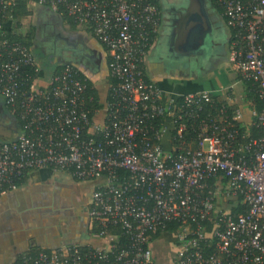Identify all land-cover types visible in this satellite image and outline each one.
<instances>
[{
	"label": "built area",
	"instance_id": "obj_1",
	"mask_svg": "<svg viewBox=\"0 0 264 264\" xmlns=\"http://www.w3.org/2000/svg\"><path fill=\"white\" fill-rule=\"evenodd\" d=\"M18 1L0 0V97L21 123L0 139V191L41 168L100 178L87 212L107 244L40 249L17 264H155L153 236L170 223L171 264H264V108L251 107L247 123L242 106L211 91L167 98L144 69L162 17L153 0H30L87 27L114 80L95 110L71 63L35 87L42 67L5 28ZM217 2L232 31L229 59L264 101V0Z\"/></svg>",
	"mask_w": 264,
	"mask_h": 264
},
{
	"label": "crops",
	"instance_id": "obj_2",
	"mask_svg": "<svg viewBox=\"0 0 264 264\" xmlns=\"http://www.w3.org/2000/svg\"><path fill=\"white\" fill-rule=\"evenodd\" d=\"M157 1L165 5L167 10L169 0ZM26 10L27 14L17 19L13 17L5 28L8 33L29 41L42 67L41 79L35 81L34 86L45 85L63 64L71 63L92 82L99 95V103L104 107L111 81L106 48L87 27L77 25L70 17L48 6L29 0ZM166 15L167 24L160 25L144 61L147 77L166 91L167 98L174 97L177 92L211 91L229 105L242 106L245 122L248 123L251 106L244 97L245 85L229 59L230 27V33L225 36L226 44L223 45L226 49L223 60L228 58L231 67L223 66L224 61H221L222 64H218L215 70L204 73V70L196 69V60L208 61L212 54L216 57L219 48L214 52L215 43L212 42L208 58L193 56L196 60L187 67L182 60L181 65L168 64L164 54L168 53L171 58L168 51L167 12ZM220 15L225 20L222 13ZM162 39L165 40L163 45L166 52H162L159 47ZM191 67L195 69L191 71ZM0 119L9 125L0 128V139L13 138L18 131V123L8 112L1 97ZM74 180L66 172L41 168L29 171L25 182L16 190L0 192V264H16L24 253L51 250L65 244H77L81 248L106 246L107 240L98 237L90 228L87 208L91 199L88 201L80 194L78 183L74 184L77 182Z\"/></svg>",
	"mask_w": 264,
	"mask_h": 264
},
{
	"label": "water",
	"instance_id": "obj_3",
	"mask_svg": "<svg viewBox=\"0 0 264 264\" xmlns=\"http://www.w3.org/2000/svg\"><path fill=\"white\" fill-rule=\"evenodd\" d=\"M168 51L172 59L187 56L208 58L213 25L206 0H175L167 3Z\"/></svg>",
	"mask_w": 264,
	"mask_h": 264
},
{
	"label": "rangeland",
	"instance_id": "obj_4",
	"mask_svg": "<svg viewBox=\"0 0 264 264\" xmlns=\"http://www.w3.org/2000/svg\"><path fill=\"white\" fill-rule=\"evenodd\" d=\"M169 1H175V0H169ZM206 8H207V11L209 13V16H210V19L213 25L212 42L215 43L214 52L218 50L219 48L218 50L219 52L217 53V56L219 58L216 59L217 56L213 57L214 54H212V56L207 59L208 61L196 60L193 56H187L181 59H172V58H169L168 53H164L168 64L176 66L178 63H180L181 65V62H183L185 67H187L189 66V63L191 61L196 60L197 61L196 66H198V68L196 67V69H202L204 70V73H209L215 70L216 67H218L217 66L218 64H222L221 61L222 62L224 61L223 58L226 54V49L223 46L226 44L225 36L228 35L230 31H229L228 25L226 24L224 18L220 15L218 9L213 7L210 4L209 0H206ZM167 32H169L168 28H167ZM164 42L165 40L162 39V42H160L159 44V47L161 46L160 48L162 49V52L163 51L166 52V50L164 49V45H163ZM222 65L225 67H228V66L231 67V64L228 58L226 59V61H224ZM193 69L195 68L191 67V71ZM102 182L103 180L98 178L96 180H91V181H77V182H74V184L78 183V190L80 194L89 201L92 197L93 190L96 188V186H98ZM173 235L174 234L172 235L163 234L159 236L158 239L156 238L152 241L153 248L155 250V264H171L172 263V259L174 256V249H175L174 244L178 243L177 238L173 237Z\"/></svg>",
	"mask_w": 264,
	"mask_h": 264
},
{
	"label": "trees",
	"instance_id": "obj_5",
	"mask_svg": "<svg viewBox=\"0 0 264 264\" xmlns=\"http://www.w3.org/2000/svg\"><path fill=\"white\" fill-rule=\"evenodd\" d=\"M27 1L29 0H19L18 3L16 5H14L13 7V17L14 18H20L22 15L24 14H27L28 11L26 10V3ZM155 1L157 4H158V1L157 0H153ZM210 1V4L215 7L216 9H218L219 13L221 14L222 13V9L221 7L219 6L217 0H209ZM159 5V4H158ZM226 19V18H225ZM232 32V31H231ZM11 35V34H10ZM14 37H16L17 39H20V40H23V42L27 43L28 45H30L29 41L26 40V39H23L22 37L18 36V35H13ZM229 42L231 44L232 42V38L230 36V39H229ZM31 46V45H30ZM42 73V72H41ZM114 80L111 78V81L110 83H113ZM244 85H245V93H244V97H245V100L246 102H248V104L253 107V108H256L257 111H260L264 108V101L261 100L258 95L255 93V91L251 88L250 86V82H244ZM86 93L88 96H92V100L89 101V107L93 110L95 109H98L101 107V105L99 104V95L97 93V90L93 87V84L92 82H90L89 80L87 81V88H86ZM218 100L220 101H223L221 100L220 98L217 97ZM18 123V126L20 127L21 126V123L19 121H17ZM250 131H251V134L252 135H259L260 134V131L255 128L253 125H250ZM25 177H23V179L20 181V185L25 182ZM1 192V191H0ZM245 210V207H238L236 209H234V213L235 214H240L242 213L243 211ZM178 227V224L176 223H170L167 227V230H166V234H170V233H174L176 231ZM91 231L94 232V233H97L99 232V228L95 225V223H93L91 226ZM162 233L161 232H158L156 235L153 236V238H156V237H159ZM17 264V263H16Z\"/></svg>",
	"mask_w": 264,
	"mask_h": 264
},
{
	"label": "flooded vegetation",
	"instance_id": "obj_6",
	"mask_svg": "<svg viewBox=\"0 0 264 264\" xmlns=\"http://www.w3.org/2000/svg\"><path fill=\"white\" fill-rule=\"evenodd\" d=\"M159 6H160L161 11H162V17H161V23H160V25L161 24L166 25L167 24V22H166V20H167V15H166L167 10H166V7H165V5H161V4H159ZM43 50L46 53V50L45 49H43ZM7 127H9V125L3 119H0V128H7Z\"/></svg>",
	"mask_w": 264,
	"mask_h": 264
}]
</instances>
